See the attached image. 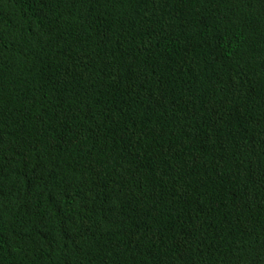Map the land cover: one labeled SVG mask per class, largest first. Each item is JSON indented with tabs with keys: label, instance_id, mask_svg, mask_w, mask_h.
<instances>
[{
	"label": "trees",
	"instance_id": "1",
	"mask_svg": "<svg viewBox=\"0 0 264 264\" xmlns=\"http://www.w3.org/2000/svg\"><path fill=\"white\" fill-rule=\"evenodd\" d=\"M0 264H264V0H0Z\"/></svg>",
	"mask_w": 264,
	"mask_h": 264
}]
</instances>
